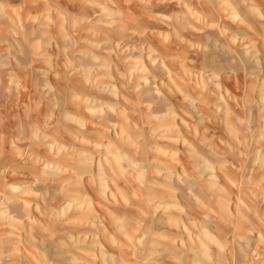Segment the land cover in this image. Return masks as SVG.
Instances as JSON below:
<instances>
[{"label": "rangeland", "instance_id": "374dc122", "mask_svg": "<svg viewBox=\"0 0 264 264\" xmlns=\"http://www.w3.org/2000/svg\"><path fill=\"white\" fill-rule=\"evenodd\" d=\"M0 264H264V0H0Z\"/></svg>", "mask_w": 264, "mask_h": 264}]
</instances>
